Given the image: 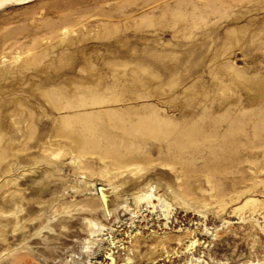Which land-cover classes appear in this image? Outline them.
I'll return each instance as SVG.
<instances>
[{
    "label": "rangeland",
    "instance_id": "rangeland-1",
    "mask_svg": "<svg viewBox=\"0 0 264 264\" xmlns=\"http://www.w3.org/2000/svg\"><path fill=\"white\" fill-rule=\"evenodd\" d=\"M16 2L0 264H264V0Z\"/></svg>",
    "mask_w": 264,
    "mask_h": 264
},
{
    "label": "bare ground",
    "instance_id": "bare-ground-1",
    "mask_svg": "<svg viewBox=\"0 0 264 264\" xmlns=\"http://www.w3.org/2000/svg\"><path fill=\"white\" fill-rule=\"evenodd\" d=\"M26 1H28V0H18L17 2L14 0V2H16V3H24V2H26ZM228 123V122H227ZM140 125V124H139ZM221 125V123H219V121H216V120H212V121H209L208 123H205V124H198V127H202V126H204L205 127V130H212L213 129V131L215 130V129H217V127H219ZM142 126V125H141ZM165 127H167V125H164ZM163 126V127H164ZM203 128V127H202ZM227 128H228V131H230L232 128H233V124L231 123V124H229L228 126H227ZM204 130V131H205ZM186 131V130H185ZM178 133V132H177ZM187 133H189V134H192V133H190V132H187ZM168 135V134H167ZM166 135V136H167ZM176 135V134H175ZM184 134L182 133V135L181 136H183ZM226 136H228L227 134H225V135H223V137H226ZM177 137V136H176ZM179 137V136H178ZM182 138V137H181Z\"/></svg>",
    "mask_w": 264,
    "mask_h": 264
}]
</instances>
